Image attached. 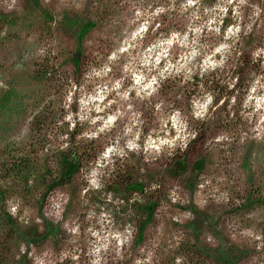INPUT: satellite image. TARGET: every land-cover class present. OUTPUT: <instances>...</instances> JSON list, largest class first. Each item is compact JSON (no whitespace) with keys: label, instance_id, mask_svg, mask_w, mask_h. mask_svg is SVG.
Here are the masks:
<instances>
[{"label":"rangeland","instance_id":"obj_1","mask_svg":"<svg viewBox=\"0 0 264 264\" xmlns=\"http://www.w3.org/2000/svg\"><path fill=\"white\" fill-rule=\"evenodd\" d=\"M168 2L15 0L13 4L0 0V85L6 86L0 87V183L6 191V208L20 227L4 244L2 256L7 264L21 260L92 264L96 259L92 232L108 231L119 232L125 244L117 251L113 241L108 252L101 253V264H176L177 260L179 264H264V239L255 240L257 235L264 237V140L251 139V126L240 115L251 82L264 75V57L255 62L252 57L257 48L264 47V25L260 24L264 13L251 33L241 34L236 47L242 55L237 59L234 53L229 61L235 64L232 77L240 78L236 87L229 90L222 83L227 79L224 74L206 77L215 80L219 98L214 105L239 91L232 108L235 116L229 112L230 99L225 100L215 112L210 107L203 120H189L187 139L175 146H165L159 154L141 148L113 157L114 163L97 177L99 188L91 185V173L107 138L94 143L78 140L89 127L86 123L78 122L70 132L67 122L58 124L67 114L63 104L70 81L77 87L84 84L85 73L100 68L123 40L125 29L130 32L135 27L129 26L134 17L132 5L147 8ZM215 2L204 0L208 5ZM250 4L264 8V0H250ZM244 11L247 16L251 9ZM88 20L94 25L79 46L80 31L74 34V26L79 28ZM160 22L161 29L155 35L150 30L145 43L171 28L182 30L187 17L173 12L161 16ZM232 22L226 19L225 27ZM114 73L119 77L115 66ZM194 78L188 84H181L180 78L166 81L152 103L164 99L186 108L199 91ZM92 87L89 83L88 90ZM71 110L78 111L76 103ZM140 110L147 135L150 127L157 126L155 110L147 101L140 104ZM36 119L44 123L49 140L35 142L40 133L33 130ZM245 132L248 136L242 140ZM65 134L68 140L61 141L59 137ZM220 136L224 139L218 143ZM65 143L67 148L86 147L82 168L69 183L48 191L46 184L59 171L57 154L67 149ZM178 155L185 157V172L174 167ZM23 156L46 165L50 174L37 172L26 182L4 170ZM123 180L143 184V192H126ZM250 198L257 200L253 207H243ZM133 202L154 205L143 231L138 226L145 217L138 207L129 206Z\"/></svg>","mask_w":264,"mask_h":264},{"label":"clouds","instance_id":"obj_2","mask_svg":"<svg viewBox=\"0 0 264 264\" xmlns=\"http://www.w3.org/2000/svg\"><path fill=\"white\" fill-rule=\"evenodd\" d=\"M246 7L251 9L247 16ZM132 8L134 17L129 26L135 27H131L130 32L125 29L123 40L100 68L92 67L85 73L84 84L77 87L70 81L71 87L67 89L63 104L67 114L62 121H58L61 126L67 122L69 132L76 128L78 122L81 125L86 123L89 127L77 137L78 140L107 138L91 173L90 183L96 188L100 187L97 177L114 163L113 157H124L128 152L141 151V148L145 153L159 154L165 146H175L177 141L187 139L189 120H203L210 107L215 112L225 100L230 99L229 112L235 116L232 108L237 104L239 91L231 98L225 95L219 104L214 105L218 93L206 89L203 81L212 73L224 74L227 79L222 83H227L229 90L236 87L240 78L232 77L231 69L235 64L229 61L234 53L237 59L242 55L236 47L241 34L247 36L251 33L264 13V8L259 4H250V0H216L211 5L205 4L204 0H180L178 6L177 0H169L167 4L155 7L149 4L143 8L133 4ZM173 12L186 15L184 28L160 32L145 43L150 30L155 35L163 26L160 17ZM226 19L233 22L225 27ZM260 24L264 25V21ZM43 51L41 49V53ZM252 57L254 62L264 57V47L257 48ZM114 66L120 72L119 77L114 73ZM196 76L201 80L199 91L187 101L186 108L174 107L164 99L152 103L154 98L159 97L166 81L180 78L181 84H188ZM89 83L93 84L90 91ZM145 101L154 108L157 121V126L150 127L147 135L144 134V113L140 110V104ZM73 103L78 106L76 112L71 110ZM240 115L251 126L249 131L254 134L251 139L264 140V75L256 76L251 82L243 97ZM247 136L245 132L241 139ZM68 138L67 134L59 137L61 141ZM223 139L222 136L217 137V142ZM67 146L66 143L63 145ZM92 236L96 239L93 249L96 259L92 264H101V253H107L113 241L117 251L125 244L119 232H92ZM262 239L264 237L255 236V240ZM176 264H179L178 260Z\"/></svg>","mask_w":264,"mask_h":264},{"label":"trees","instance_id":"obj_3","mask_svg":"<svg viewBox=\"0 0 264 264\" xmlns=\"http://www.w3.org/2000/svg\"><path fill=\"white\" fill-rule=\"evenodd\" d=\"M94 21L89 22V20L85 23H83L79 28H76L77 25L74 26V34H76L78 31H80V36H77L78 39V45L83 43V40L85 38V34L93 27ZM83 28V29H82ZM80 42V43H79ZM80 46V45H79ZM77 62L76 64H79L78 61L80 58L78 57L75 59ZM195 84L197 88H199V85L201 83L200 77L196 76L194 78ZM204 87L210 91L216 92L217 90L215 88V80L207 79L205 78L204 81ZM219 97L216 96L217 100ZM33 130L34 131H40L39 137H36V141H46L48 139L49 133L46 129L42 128L44 123L40 124V122L36 119L33 122ZM39 127V128H38ZM44 136L42 139L40 136ZM72 141L74 138H71ZM95 140H92L91 143H94ZM79 148L69 147L67 149H61L59 150L57 154V159L59 163V171L56 176L52 177V180L50 183H47V190L51 191L55 189L56 187L69 183L73 176L77 174L80 169L82 168V163L84 160V155L86 152V147L83 145L78 146ZM174 167L179 172H185L188 169L187 162L185 160L184 155L183 156H176L174 159ZM4 170L7 171L9 174H14L18 178H22L26 182H29L31 179V176L37 175L36 173H43L44 176L49 175V169L46 165H42L39 163V161H35V158L28 159L26 156L20 157L19 159L13 160ZM121 186H124V190L128 193L131 192H143V184L135 183V182H127L123 180L121 182ZM116 188V186H115ZM6 191L4 186L0 183V264H7L5 258H3L2 254L4 251V244L8 241V238L10 234L14 233V231L20 230V227L18 226V223L13 218L12 214L7 210L6 208ZM257 200H253L252 198L247 199L243 203V207H250L252 208V204ZM130 207H138L137 210L141 214L142 217H145L144 220H140L138 229L139 231H143L145 222L148 219L149 215L153 213L154 211V205H142L139 202H133L130 203ZM153 209V210H152ZM193 209V208H192ZM19 264H28L26 260H21Z\"/></svg>","mask_w":264,"mask_h":264}]
</instances>
